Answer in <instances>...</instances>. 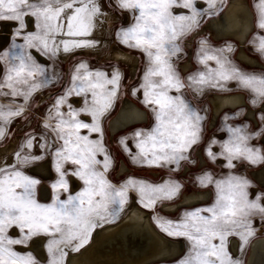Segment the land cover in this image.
Wrapping results in <instances>:
<instances>
[{
	"label": "snow or ice",
	"instance_id": "1",
	"mask_svg": "<svg viewBox=\"0 0 264 264\" xmlns=\"http://www.w3.org/2000/svg\"><path fill=\"white\" fill-rule=\"evenodd\" d=\"M218 2L222 0H204L207 7L198 8L197 0H118L119 8L133 12L134 23L121 28L117 36L122 43L142 50L148 58L141 88L143 103L151 108L155 118L150 130L134 133L138 148L134 161L140 160L149 166H179L182 161H188L187 153L199 141L203 117L182 95L171 94L173 90L177 93L184 88L203 91L208 87L225 91L227 82L234 80L238 87L253 93V104L264 100V75L249 74L234 67L225 55L231 52L230 45L213 49L206 47V41L202 40L198 63L204 65V70L189 75L187 83L181 80L172 64L171 57L180 51L178 39L199 28L203 16L219 14ZM256 8L257 27L264 29V0H259ZM182 10H188L189 14ZM102 14L99 0H0V20L17 22L14 35H23L24 39L23 45H13L20 49L17 54H0V60L8 65L0 79V95L22 96L27 100L46 82H30L34 73L43 76L45 68L26 49L36 48L43 55L54 58L61 51L69 53L77 48L95 47L97 42L86 37L91 35ZM26 18L33 19L35 31H26ZM257 51L264 54V36L257 41ZM209 61H215L216 67H210ZM72 81L73 86L55 105L57 124L53 131L61 142L59 146L45 141L38 145L43 151L34 154L28 151L33 147V139H25L20 150L14 153L13 163L0 162V264H38L31 252L21 253L13 246L27 245L39 235L50 237L46 243L47 264H65L66 249L78 252L84 247L95 227L122 210L130 188L137 191L142 206L153 211L158 202L174 199L182 188L178 181L150 184L132 178L119 188L114 187L105 177L111 157L102 142L100 118L112 109L120 74L118 71L110 75L91 71L81 62ZM89 93L91 101L87 99ZM70 95H83L84 106L74 109L68 105L67 114L62 113L60 106ZM22 111L21 107L0 104V139L6 136L5 126L12 122V117L19 116ZM80 113L90 115L91 123L80 119ZM261 120L264 121V116ZM45 127L50 125L45 124ZM225 127L229 138L218 142L219 152H213L210 146L209 157L222 158L229 169L235 168L237 160L250 164L264 162V149L249 143L254 136H264V129L254 132L231 124ZM82 129L87 130L88 135H81ZM91 133H98L101 138L90 139ZM121 144H125L124 139ZM50 148L55 151L49 152ZM125 148L128 150L126 144ZM98 154L103 155L102 160L97 159ZM47 156L53 161L56 176L50 184L51 203H40L36 190L41 181L28 171L39 166ZM66 164L74 168L70 170ZM69 175L83 183L75 193L69 191ZM195 182L201 187L214 186L216 189L215 200L210 206L186 211L179 221L153 219L167 235L185 237L190 242L189 252L179 264H241L229 253L227 238L239 237L243 251L254 234L250 217L255 214L264 217L262 198L257 196L250 200L247 193L250 181L231 173L219 180L211 173H203ZM61 193H66V198L62 199ZM12 227L20 230L18 238L8 235ZM217 239L219 243H213Z\"/></svg>",
	"mask_w": 264,
	"mask_h": 264
},
{
	"label": "rangeland",
	"instance_id": "2",
	"mask_svg": "<svg viewBox=\"0 0 264 264\" xmlns=\"http://www.w3.org/2000/svg\"><path fill=\"white\" fill-rule=\"evenodd\" d=\"M229 1L230 0H222V3L219 2V5H217V7L220 9V12L225 7L226 3H229ZM252 1L253 0H247L248 6H250L249 3ZM99 4L101 7V11L105 13L106 16H108L109 20L106 25L104 36L96 37L90 35L89 37H86V39L96 41L97 47L95 46L91 48H77L74 51L69 52L67 56L63 58H61L59 54L54 58H49L48 56H45L39 52L41 55L47 58L46 62L38 59L33 53V51H38L36 48L26 49V51L34 58V60L45 68V73L43 76L39 73H34L33 80L30 82H35L38 84H40L41 81L46 82L41 84V86L38 87L27 100H25L22 96L6 97L0 95V104H11L13 108L21 107L23 109L22 113L19 116L12 117V122L5 126L6 136L3 139H0V162L5 161L11 156L10 159L6 161L8 163H13L15 160L14 153L20 150L19 146L25 139H33V147L28 151H31L34 154L38 151H43L41 149H38V145L40 143H44L45 141H47L49 145L55 142L59 146L61 142L57 140L56 133L53 131V128L57 124V119L55 118L56 101L59 97L64 96L67 90L73 86L72 76L75 73L76 67L81 62L86 63L89 70L91 71H100L108 73L109 75L113 71H118L120 74L119 89L117 91L116 97L113 98L112 109L100 118L102 142L104 148L107 151V154L111 157V166L105 173V177L116 188H119L121 185H123L129 178L138 181H145L150 184H162L165 181L169 180L178 181L182 184V188L179 194L174 199L158 202L154 211L145 209L142 206V204L139 202V194L134 189L130 188L128 190L127 198V202L132 198L137 202L140 208L149 212L151 222L163 235L174 240H181L183 242V250L178 256L168 260L151 262L149 264H179V261L188 254L190 242L185 237L169 236L161 231L153 217L167 218L173 221H179L186 211L210 206L215 200L216 189L214 188V186L201 187L198 183L195 182L197 177L201 176L203 173H211L212 176L217 180L227 177L230 173L235 176L244 177L248 181H250V185L247 188L248 198L250 200H254L257 196H260L262 198L261 202L264 203V186H260L256 176L250 174L252 169H258L263 165L264 162L258 164H250L246 160H237L234 161L235 168L229 169L225 167L226 161H224L222 158L214 160L209 157L207 152L210 146L213 152H219L220 149L218 142L227 140L229 138V133L225 127L226 124H231L233 127H246L247 130L254 132H260L262 129H264V121L261 120V116H263L261 105L264 100H257V103L253 104V93L247 89L238 87L237 83L234 80L227 82V84L225 85V91H221L219 88L208 87H206L203 91H197L194 88H184L179 93H177L173 90L171 94L182 95L183 98L187 102H189L191 106L203 117L200 125L199 141L197 142V144L193 145L187 153V155L189 156L188 161H182L179 166L167 164L162 166H149L142 163L140 160L134 161L133 156L138 152L134 133L137 130H150L153 127L155 119L151 108L146 107L143 103L144 96L143 89L141 88V85L144 83V74L148 67V58L142 50L135 47H130L129 45L122 43L121 39L117 36V32H119L121 28H127L134 23L133 12L130 10L119 8L118 0H99ZM197 7L206 8L207 5L206 3H204V0H197ZM174 11L180 10L174 9ZM182 11L186 15L189 14L188 10ZM224 11H222V14ZM219 15H221V13L215 16L218 17ZM208 18H210L208 15L203 16L201 18L199 28L195 29L194 31L188 32L184 36L180 37L177 41L180 47V51L176 53V55L172 56L171 60L181 80L187 83V77L189 75H193L197 71L204 70V65L198 63V53L201 48L202 40L206 41V47H211L213 49H222L230 45L232 50L231 52L225 53V55L229 60H231L234 67L239 68L240 70L249 74H255L257 76L264 75L263 69L251 68L238 61L237 48H239V46L237 45L236 41L231 39L216 41L215 39L211 38V36L214 38V36L211 34V28V36L207 33V29L205 28V21ZM2 22L3 20H0V30L2 28ZM8 22H12L13 26L9 33L7 44L3 48H1L0 54L9 52L10 54L14 55L17 54L20 49L13 47V45H23L24 39L23 35H14L17 28V22ZM32 26L33 27L31 28L27 26L26 31H35L33 19ZM262 35L264 36V34ZM112 47H116L117 49L124 51L125 56H114L112 53ZM131 61H136L137 63V67L134 70L131 69ZM0 63V79H2L4 70L8 65L3 60H0ZM208 63L210 67H216L215 61H209ZM134 90L138 91L133 94ZM4 91H8V89H4ZM230 91H239L245 94L247 104L254 108V110H256V114L259 120L258 125L256 122H248L247 119H245L246 112H243L242 109H227L222 113L224 117L219 120L218 126H215L212 129L209 128L211 118L210 121L208 118L212 105V103L210 102L211 95L214 93ZM72 97H76V95L67 96L66 102L60 106V111L62 113L67 114L68 105H71L74 109H79L84 106L85 97L83 95L77 96L80 98L78 104L74 103ZM87 99L91 101V93L88 94ZM133 100L137 101L141 106L147 109L148 116L147 112L139 105H137ZM128 101L132 102L140 109L145 111L146 120L143 122L128 125L125 128L120 129L113 134H110L108 128L109 121L114 117L115 114L118 113L121 106ZM237 113H239V115H237ZM79 118L85 120L88 123H91L92 119L90 115H87L85 113H80ZM45 124L50 125V127H45ZM115 134L117 135L114 136ZM81 135H88V131L82 129ZM261 137L262 136H254L253 139L249 141V143L257 148L263 149ZM89 138L95 140L100 139L101 137L98 133H91ZM121 139H124L128 150H126L125 144H121ZM213 141H217V143H213ZM54 151L55 149H49V152ZM97 159L102 160L103 155L98 154ZM122 162L126 165V168H124V170L121 169ZM43 163H46L49 166L50 174L48 177H43L42 175L34 172L32 170L33 168L28 171V174L41 181V183L37 186L36 199L40 203H51L52 191L50 188V184L53 179H55L56 173L54 171L53 161L50 156H47L46 159L41 162V164ZM65 167L70 170L74 168V166L71 164H66ZM100 170L103 171V168L101 167ZM44 183L49 187V196L46 199H42L40 197V187ZM82 187L83 183L79 180V184L75 190L72 191L69 185V191L75 193ZM253 187L257 188L256 191H252ZM194 191H199L207 194L206 197L204 196V199L200 201L203 203L197 202L198 204L195 203V205H182L176 210L163 208L165 204L171 205L173 203H176L179 200L183 199L186 194H191ZM66 195V193H61V198H66ZM250 219L254 234L249 238L247 244L244 246L243 251L240 250L241 241L239 237L229 236L227 238V247L229 253L231 254L233 259H239L241 261V264H245V258L251 240L259 235H264V217H261L259 214H255L251 216ZM8 235L13 238H18L20 236V230L17 227H12L8 230ZM42 236H44V245L46 248L47 240L50 237L45 235ZM233 238L238 239V252H242L241 258H239L238 253H234L231 248V241ZM213 243L218 244L219 240H214ZM22 246L26 245H14L13 247L16 251L21 253L31 252L37 260L38 264H47L48 253L45 260H40L31 250L23 248Z\"/></svg>",
	"mask_w": 264,
	"mask_h": 264
},
{
	"label": "bare ground",
	"instance_id": "3",
	"mask_svg": "<svg viewBox=\"0 0 264 264\" xmlns=\"http://www.w3.org/2000/svg\"><path fill=\"white\" fill-rule=\"evenodd\" d=\"M228 4L223 14L209 22L208 27L214 31L217 40L231 39L237 42L239 46L237 58L240 61L253 66L264 67L244 50L249 30L252 28V12L247 0H230ZM108 21V16L105 13L99 16L91 35L103 37ZM26 22L29 28L33 27L31 18H26ZM12 26V22H2L0 50L7 44ZM112 48L114 56H125L124 51L116 47ZM33 53L38 59L47 61V58L38 51H33ZM67 54L63 51L59 53L61 58L67 56ZM130 64L132 70L137 67L136 61H131ZM72 100L78 104L80 98L76 96L72 97ZM128 102L124 103L118 113L109 121L110 134L128 125L146 120L145 111L132 102ZM210 102L213 108L210 121L211 129L216 126L219 115L227 109H242L243 112H246L247 118L252 119V122H256L257 125L259 124L256 119V110L248 106L246 97L242 92L214 93L210 97ZM261 109L264 116V102ZM132 116H135V118H132ZM261 141L264 146V136L261 137ZM10 157L6 160H9ZM124 168H126V165L122 162L121 169L124 170ZM32 170L43 177H48L50 174L49 166L46 163L34 166ZM250 174L256 176L260 186H264V163L258 169H252ZM68 179L70 189L75 190L79 180L72 175H69ZM256 189V187H253L252 191H256ZM48 196L49 187L44 183L40 187V197L46 199ZM204 196L206 197L205 193L194 191L191 194H186L183 199L176 203L165 204L163 208L176 210L182 205L200 202L204 199ZM98 226L92 230L89 241L78 252L66 249L65 264H149L155 261L172 259L183 250V242L163 235L151 222L149 212L140 208L132 198L115 217H109L106 222H102ZM22 247L31 250L40 260H45L47 257L44 236L42 235L33 237L26 246ZM231 248L241 258L242 252H238V239H232ZM245 264H264V235L253 238L249 243Z\"/></svg>",
	"mask_w": 264,
	"mask_h": 264
},
{
	"label": "crops",
	"instance_id": "4",
	"mask_svg": "<svg viewBox=\"0 0 264 264\" xmlns=\"http://www.w3.org/2000/svg\"><path fill=\"white\" fill-rule=\"evenodd\" d=\"M259 3V0H253L252 2L249 3V8L252 12V28L249 30V34H248V37H247V41L245 42V45H244V50L246 51V53H248L249 56H251L252 58H254L257 62H259L260 64L264 65V54H261L260 52L257 51V41L259 39L260 36H263L262 34H264V29H260L257 27V8H256V5ZM219 5V2L218 4ZM228 6V2L226 3L225 5V9L226 7ZM222 9V11H224L225 9ZM222 11L220 12L221 15H222ZM219 13V14H220ZM221 15H219L218 17H220ZM216 18V16L214 17H210L208 18L206 21H205V29L207 31V33L210 35V28L207 27L208 26V23L213 21L214 19ZM212 30V29H211ZM213 36H214V31L212 30V33H211ZM211 36V35H210ZM212 39H215L217 41V39L214 38L211 36ZM221 40H228V39H220L218 41H221ZM239 48H237V51H238ZM236 51V52H237ZM238 59V58H237ZM239 62H241L242 64H244L245 66H248V67H251V68H257V69H263L264 70V67H260V66H253L252 64H247L245 62H242L238 59ZM219 93H222V92H219ZM244 94V93H243ZM245 95V94H244ZM134 101V100H133ZM137 105H139L141 108H143L146 112H147V109H145V107L141 106L137 101H134ZM208 102H209V99H208ZM263 104V103H262ZM211 105V104H210ZM249 106V105H248ZM251 107V106H250ZM254 109V108H253ZM225 112V111H224ZM256 113V111H255ZM147 116H148V112H147ZM212 117V105H211V111H210V114H209V121H210V118ZM223 114H220L219 117H218V120H217V125L218 126V123H219V120H221L223 118ZM245 119H247L248 122H251L253 123L252 119L250 118H247L245 117ZM256 119L257 121L259 122L258 120V117H257V114H256ZM209 128H210V125H209ZM127 130V129H126ZM125 131V130H123ZM122 132V131H121ZM120 133V132H119ZM118 134V133H117ZM117 134H115L114 136H116ZM263 149H264V146H263ZM259 182V181H258ZM205 195H207L205 193ZM208 201V200H206ZM205 202V201H204ZM199 203H203V202H199ZM198 204V203H196ZM195 205V204H193Z\"/></svg>",
	"mask_w": 264,
	"mask_h": 264
},
{
	"label": "flooded vegetation",
	"instance_id": "5",
	"mask_svg": "<svg viewBox=\"0 0 264 264\" xmlns=\"http://www.w3.org/2000/svg\"><path fill=\"white\" fill-rule=\"evenodd\" d=\"M246 114V113H245Z\"/></svg>",
	"mask_w": 264,
	"mask_h": 264
}]
</instances>
